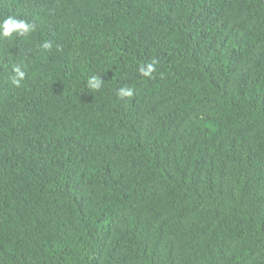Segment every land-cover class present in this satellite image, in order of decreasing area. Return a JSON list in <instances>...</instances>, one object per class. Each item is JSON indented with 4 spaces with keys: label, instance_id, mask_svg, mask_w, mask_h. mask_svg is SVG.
I'll return each instance as SVG.
<instances>
[{
    "label": "trees",
    "instance_id": "1",
    "mask_svg": "<svg viewBox=\"0 0 264 264\" xmlns=\"http://www.w3.org/2000/svg\"><path fill=\"white\" fill-rule=\"evenodd\" d=\"M10 17L33 30L0 28V264H264V0Z\"/></svg>",
    "mask_w": 264,
    "mask_h": 264
},
{
    "label": "clouds",
    "instance_id": "2",
    "mask_svg": "<svg viewBox=\"0 0 264 264\" xmlns=\"http://www.w3.org/2000/svg\"><path fill=\"white\" fill-rule=\"evenodd\" d=\"M0 28H2V34L6 37H11L14 33L18 36H23L33 30V25L23 20H16L10 17L4 20L3 24L0 25ZM45 47H50V45L45 44ZM15 71L17 75L13 77L12 82L19 86L21 80L23 79L24 73L19 69H16ZM139 71L143 76H151L153 71H155V68L153 64H148L146 66L142 65ZM101 83V77L93 75L88 79L87 86L92 90H98L101 87ZM118 92L121 98L132 97L134 95V90L129 87H122L118 90Z\"/></svg>",
    "mask_w": 264,
    "mask_h": 264
}]
</instances>
